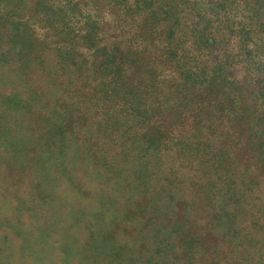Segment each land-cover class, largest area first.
Returning a JSON list of instances; mask_svg holds the SVG:
<instances>
[{
    "label": "rangeland",
    "instance_id": "obj_1",
    "mask_svg": "<svg viewBox=\"0 0 264 264\" xmlns=\"http://www.w3.org/2000/svg\"><path fill=\"white\" fill-rule=\"evenodd\" d=\"M2 51L0 264H264L250 219L264 225V183L246 190L238 176L247 201L226 185L207 195L221 176L180 147L148 148L131 110L53 81V53L22 65Z\"/></svg>",
    "mask_w": 264,
    "mask_h": 264
},
{
    "label": "trees",
    "instance_id": "obj_2",
    "mask_svg": "<svg viewBox=\"0 0 264 264\" xmlns=\"http://www.w3.org/2000/svg\"><path fill=\"white\" fill-rule=\"evenodd\" d=\"M0 50L22 65L53 53V81L131 110L148 148L180 147L221 176L207 195L226 185L247 201L238 176L264 183V0H0Z\"/></svg>",
    "mask_w": 264,
    "mask_h": 264
}]
</instances>
